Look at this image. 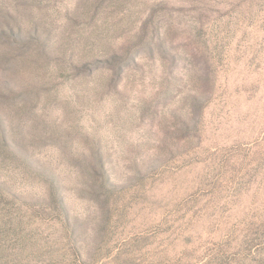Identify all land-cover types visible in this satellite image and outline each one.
Returning <instances> with one entry per match:
<instances>
[{"label": "rangeland", "instance_id": "1", "mask_svg": "<svg viewBox=\"0 0 264 264\" xmlns=\"http://www.w3.org/2000/svg\"><path fill=\"white\" fill-rule=\"evenodd\" d=\"M0 264H264V0H0Z\"/></svg>", "mask_w": 264, "mask_h": 264}]
</instances>
